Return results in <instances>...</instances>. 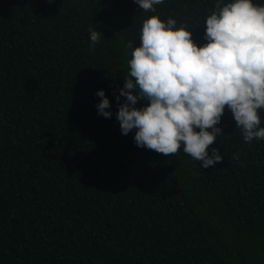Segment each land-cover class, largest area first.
Instances as JSON below:
<instances>
[{
  "label": "trees",
  "instance_id": "1",
  "mask_svg": "<svg viewBox=\"0 0 264 264\" xmlns=\"http://www.w3.org/2000/svg\"><path fill=\"white\" fill-rule=\"evenodd\" d=\"M216 5L0 0V264H264V139L244 141L226 106L208 148L223 160L203 168L138 147L116 118L143 21L174 19L203 46Z\"/></svg>",
  "mask_w": 264,
  "mask_h": 264
},
{
  "label": "clouds",
  "instance_id": "2",
  "mask_svg": "<svg viewBox=\"0 0 264 264\" xmlns=\"http://www.w3.org/2000/svg\"><path fill=\"white\" fill-rule=\"evenodd\" d=\"M143 11L155 12L164 0H134ZM218 11L205 20L207 41L198 46L186 27L151 16L143 21L139 46L128 61L130 78L119 88L116 118L123 135L135 130L138 147L164 155L185 154L209 168L223 160L219 149L208 148L223 129L217 127L226 106L242 130L243 139H264L258 110L264 109V5L253 0H217ZM102 32L90 30L95 46ZM104 37V36H103ZM98 114L111 118L104 90ZM148 103L136 107L139 101ZM199 129V131H196ZM238 159V156L234 157Z\"/></svg>",
  "mask_w": 264,
  "mask_h": 264
}]
</instances>
